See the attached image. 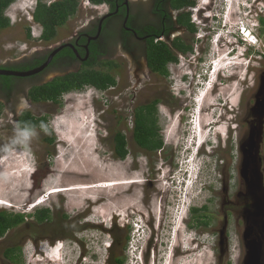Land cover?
I'll list each match as a JSON object with an SVG mask.
<instances>
[{
  "label": "rangeland",
  "instance_id": "obj_1",
  "mask_svg": "<svg viewBox=\"0 0 264 264\" xmlns=\"http://www.w3.org/2000/svg\"><path fill=\"white\" fill-rule=\"evenodd\" d=\"M198 1L208 3L211 0ZM213 1L215 8L213 12L208 10L209 16L212 13L220 15L226 0ZM36 2L17 0L6 10L11 26L0 30V68L8 59L14 60L24 53L32 52L38 45L44 47L38 41L41 27L31 20ZM244 2L247 12L243 16L234 13L237 12L236 8L224 14L227 15V28L232 32L238 31L239 25L234 22L242 23L239 20L248 17L252 25H258L255 27V43L245 45L246 50H235L234 57L240 56L241 51H245V55L238 59L228 57L230 62L227 66L221 68L223 65L220 63L214 71L211 67L214 63L212 59L219 58L215 56L216 49H224L220 44L216 47L215 42L204 38L193 46V55L182 58L177 65L170 67V81L175 86L174 92H170L173 99L168 104H161L159 118L161 129L168 134L165 136L163 133L162 137L165 150H158L151 154V158L148 152L142 151L131 140L134 123L128 97L131 76L125 60L124 66L116 74L118 87L106 92L93 88L73 91L62 97V104L42 102L27 108L36 117L48 116L49 130H33L26 143L21 142L19 135L22 131L15 127L12 112L4 111L0 116V211L25 213L34 212L37 208H49L54 222L51 220L50 223L40 225L33 216H27L22 224L0 237V264H108L110 246L115 238L110 229L114 225L115 234L121 238L127 232L130 233L126 248L120 242L114 247L117 255H125V264H243L246 249L242 238L244 221L240 215L246 208H251V202L238 203L236 197L239 191L245 189L240 176V142L249 131L246 117L254 104L260 75L264 71V61H252L255 47L260 45L264 50V24H259L260 18H264V0ZM104 10L105 5L80 0L78 12L68 21L67 28L60 27L61 33L57 40L71 35L82 22ZM197 25L202 30H198L200 37L203 38L205 34L206 38L209 37L212 19ZM27 28L31 29L33 39H27ZM190 56L192 65L188 58ZM222 59L220 57L219 61ZM248 59L250 63L247 69L245 62ZM238 61H244V64ZM52 75L50 73L47 77ZM214 77L213 84L208 85V80ZM242 77L245 81L237 82ZM156 79V82L153 81L155 86H147L149 91L139 93L137 103L152 100L161 92L166 93L167 82L161 78ZM5 80L4 76H0V81ZM27 82L21 83L11 95V105L17 107V111L25 103ZM205 90V96H201ZM199 96L202 99L205 97L203 101ZM0 101L8 102L10 99H5V94L0 91ZM196 105L198 109L200 107L198 113L193 110ZM163 112L169 115L165 117ZM194 117L198 124L193 132L191 118ZM179 123L180 129L177 128ZM117 131H122L129 140V153L123 161H119L114 153L113 137ZM194 136L197 141L207 136L213 141V146L210 156L200 158V161H204L206 172L200 174L192 189L184 191L181 186L172 187L171 183L173 179L177 183L182 176L183 162L185 166L189 164V144L193 142ZM45 137H53L54 143H47ZM169 137L173 138L176 145ZM139 155L144 162L149 163L148 168L142 160H136ZM261 155L264 168V142ZM160 160L166 163L164 172L170 169V174L175 175L169 180L170 183L137 184L130 180L143 178V173L147 177L148 169L150 178L166 179L170 174L163 175L161 171L159 174L157 169H154L157 174L153 173V167ZM75 171L85 174L86 178L80 180L83 184L116 179L110 182L115 185L106 188L95 186L88 191L84 188L80 192L72 190L74 186L71 184L75 182L72 173ZM95 174L98 176L94 177ZM224 184L228 187V195L227 203L222 207ZM63 188L67 189L64 191ZM161 189L164 192L160 201ZM181 191L185 192L184 195L179 193ZM184 197L186 203L193 207H207L203 212L208 216V226L196 227L193 214L189 211L184 218L180 217L178 211H182ZM135 220L140 222L142 231L133 224ZM226 220L227 248L221 255L220 230ZM79 227L83 229L81 233L76 232ZM57 230L64 234L62 238L76 241H55L60 238L56 235L60 233ZM49 244H54L47 252L49 259H54L50 262L39 253ZM13 245L22 247L18 262L4 256L5 249Z\"/></svg>",
  "mask_w": 264,
  "mask_h": 264
},
{
  "label": "flooded vegetation",
  "instance_id": "obj_2",
  "mask_svg": "<svg viewBox=\"0 0 264 264\" xmlns=\"http://www.w3.org/2000/svg\"><path fill=\"white\" fill-rule=\"evenodd\" d=\"M176 1H180V0H108L106 3L101 4V5H105V10L103 12L99 13L96 16H91L88 20L82 22L80 26L74 29L71 35L67 36L66 38L57 40L58 35L61 33V31H59L60 29L59 28L55 38L50 41L41 40L40 37L43 32V27L39 23L35 22L34 20L35 9H33L31 20L41 27L40 30L41 33L38 36L39 38L38 41L42 42L44 44V47L41 44V46L38 45L35 47V49H32L33 50L32 52L30 51L28 53H24L21 55V57H17L14 60L8 59L5 64L2 63L1 68L7 70H15V71H27L34 69L36 67L41 66L44 62H46L50 57V55L55 50L61 48L64 45L66 46L62 47L53 56L49 65L37 74L26 77L0 75L4 77H14L13 80H10V82L7 83L5 82L6 80L0 81L1 93L3 92L5 94V99L7 100L10 99V101L8 102L0 101V106H1L0 115H2L4 111L6 112L7 110L12 112L13 116L11 117L15 122V127L20 130V128L18 127V123L21 115L27 111L31 112L27 108L32 107L34 104L42 103V102H34L31 99L30 90L33 87L50 82L58 76H65L70 73L77 72L80 69H82V67L88 66V64H94L97 65V67H99V64L106 61L115 62L114 74L116 75L124 66V60H125L126 65H128V69L130 71V76H131V85H130V91L128 93V97H130V103L132 105L131 112L134 120L133 129L135 127L137 113L141 109L146 108L147 106L153 104L152 106L154 110H156L157 112L156 117L158 119L157 124L159 126L158 133L161 138L163 137L164 134L166 136L167 133L165 132V130L163 128L161 129L162 126L160 124V119H159L160 108H161V104L162 105L168 104L173 99V97L170 95V92L171 90L172 92H174L173 90L175 89V86L173 85V82L170 81L171 75L166 77L154 72L150 68L149 60H148V49L150 50V47L152 46L160 47L162 46L161 43H165L166 45H168L171 52L175 56H177L181 61L182 58L185 59V57L189 55H193V53L195 52V51L193 52L194 49L193 46L197 43V41H200L205 38L208 39L210 42H212V37L216 33L212 28L209 30V37L206 38V34H205L202 38V36L200 37V35L198 34V30H200L201 28L197 25V24L205 23L209 18L212 19V22L216 20L215 14L212 13L211 16H209V11H208L209 9L212 12L214 11L215 1L213 0L208 1L209 5L206 6L208 4L206 3V1L200 3L198 0H197L198 2L196 0H192L195 2L193 6L187 5L182 7H176V3H175ZM212 1L213 4L212 7L210 8L211 6L210 3H212ZM198 5L199 7L196 10H192ZM188 15L190 16L191 23H193L196 28V31L194 32L189 28V26H187L184 23ZM260 23H262V18H260L259 24ZM66 24L63 28L66 27ZM223 26L224 24H221L220 28ZM26 37L27 39H29L27 36V32H26ZM253 41H255L254 38ZM178 43H184L187 46H191L192 50L187 49L184 52V50H180L179 48H177L176 44ZM220 45L224 50L220 51L219 48L221 47H217L215 56L219 58L223 57L225 59H227L228 57L232 58L230 56H233L234 59L235 58L238 59L241 58L240 57L241 55H245L244 53L245 51L244 52L241 51L240 56L237 55V57H234L235 50L236 52H238L240 48L246 50L245 45L247 44L242 42L241 40L235 39L232 40L231 43L221 42ZM214 48L216 47H213L212 49ZM253 53L255 57L253 58L252 61L254 63L256 61L257 63L264 61V50L261 49L260 45L258 46V48L255 47ZM188 58H189V62H191L190 64L192 65L191 56ZM219 58H214V60L212 59V61L215 60L219 61L220 60ZM241 63L244 64V61ZM249 63H250V59H248L247 62H245V64L247 65L246 66L247 69ZM172 65H177V63L169 62V70ZM211 67L212 69H214L215 65H211ZM50 73L54 75H52L51 77H47V75ZM223 74H225V76L229 75L226 73ZM156 78H161L162 80L167 82L168 87L166 93L161 92L162 95L157 94L152 100H148L144 103H137V101L139 100L138 98L139 93L144 90L149 91L147 87L149 85L155 86V82L157 80ZM241 80L245 81V78L242 77L240 80L237 79V82H240ZM153 81L155 82L153 83ZM23 82L28 83L24 91L25 103L23 102V106H21V109L17 111V107L13 108L11 105L13 103L11 95L15 90H17L18 86ZM118 86H119V82L117 80V85L115 87ZM155 93H157V90H155ZM45 103H52V102L45 101ZM163 113L165 117L169 115L166 112ZM176 119H178V117H176ZM180 126L181 125L179 123L177 128L180 129ZM133 129L131 130L132 131L131 140L135 143L133 137ZM126 139L128 140L127 136ZM169 140L176 145V142L172 141L173 138L169 137ZM128 145H129V140H128ZM140 149H142V151L148 152L150 158L152 157L151 154H154L158 151V150L147 151L143 148ZM162 150H165L164 140H163V147L160 148L159 151ZM160 158L162 159V157ZM117 159H119V161L125 160L121 158H117ZM136 160L140 162V160H142V156L139 155L136 158ZM142 162L147 168L149 167V163L144 162L143 160ZM165 166L166 163L164 162V160L162 161L160 160L157 163V165L153 167V173L157 174L154 172V169H157L159 171L158 173L160 174L161 172L164 171ZM148 170H147V177H145L143 173L142 176L143 178L130 179V180L137 184L142 182L143 183L150 182L152 184V182L163 181L158 177L157 179H155V177L154 179L150 178L149 177L150 173H148ZM171 171L172 170L170 169H168V171L165 170L163 175L170 174ZM171 178L172 175L170 174L169 177H166V179H164L163 183L164 184L168 182L170 183L169 180ZM159 192H160L159 200L161 201L163 199L164 191L163 189H161ZM53 222L54 219L52 220V223ZM101 223L104 224L103 222ZM82 231L83 229L81 227L76 229L77 233H81ZM51 232L54 233V229H52ZM57 232L60 231L57 230ZM115 232H116V226L114 225L110 229V233L112 235ZM56 235L60 237L54 239L57 242L75 240L72 238H69L67 240L62 238L64 236L62 232Z\"/></svg>",
  "mask_w": 264,
  "mask_h": 264
},
{
  "label": "trees",
  "instance_id": "obj_3",
  "mask_svg": "<svg viewBox=\"0 0 264 264\" xmlns=\"http://www.w3.org/2000/svg\"><path fill=\"white\" fill-rule=\"evenodd\" d=\"M17 0H0V30L6 29L11 26V19L6 15V10ZM94 5H101L108 0H89ZM176 7L193 6L195 4L192 0L176 1ZM80 5V0H38L34 10V20L43 27L41 40L50 41L55 38L57 31L60 27L65 26L67 21L73 17ZM190 16L186 18L184 23L194 32L196 28L190 21ZM264 24V18L262 19ZM27 36L33 39L31 29L27 28ZM162 46L150 47L148 49V60L150 68L163 76H169V62L178 63L180 59L175 56L168 45L161 43ZM180 50L191 49L184 43L176 44ZM115 62L106 61L99 64V67L94 64L82 67L77 72L70 73L65 76H58L50 82L35 86L30 90V97L34 102L50 101L55 104H62V97L64 94L73 91H82L86 87L93 86L98 90L106 91L117 85V78L114 74ZM6 83L10 82L11 77H5ZM153 104L141 109L137 113L135 127L133 129V137L135 143L147 151H157L163 147V140L158 133L159 126L157 124L156 110ZM1 112V106H0ZM49 117L38 116L36 117L31 112H24L18 123L20 130L28 129L32 132L39 129L44 132L49 130ZM43 125L44 127H41ZM45 141L49 144L54 143L53 137H45ZM114 153L117 158L125 159L129 153L128 140L122 131H117L113 137ZM192 207L191 212L196 221L195 226H208L209 220L207 214L203 211L206 210ZM27 216H33L38 224H47L52 220V212L49 208H37L34 212L28 213H12L8 210L0 211V237L4 236L9 230L22 224ZM129 230V229H128ZM115 238L112 240L111 249L108 259V264H125V255H117L114 247L120 242L126 248L130 239V233L127 232L123 238L114 233ZM122 239V240H121ZM22 247L19 245L9 246L5 249L4 256L13 262H18L21 259Z\"/></svg>",
  "mask_w": 264,
  "mask_h": 264
},
{
  "label": "water",
  "instance_id": "obj_4",
  "mask_svg": "<svg viewBox=\"0 0 264 264\" xmlns=\"http://www.w3.org/2000/svg\"><path fill=\"white\" fill-rule=\"evenodd\" d=\"M66 46V45H64ZM62 46V47H64ZM61 47V48H62ZM55 50L41 66L27 71H15L0 68V75L26 77L37 74L46 68L53 56L61 49ZM254 104L246 117L249 131L240 142L242 156L240 176L245 189L237 193L238 203L251 202L240 215L244 221L243 241L246 255L243 264H264V168L261 149L264 142V71L260 75L258 89L254 95ZM222 207L227 203L228 187L224 184ZM227 220L220 230L221 255L227 248ZM226 244V245H225Z\"/></svg>",
  "mask_w": 264,
  "mask_h": 264
},
{
  "label": "clouds",
  "instance_id": "obj_5",
  "mask_svg": "<svg viewBox=\"0 0 264 264\" xmlns=\"http://www.w3.org/2000/svg\"><path fill=\"white\" fill-rule=\"evenodd\" d=\"M37 2H38V0H37ZM37 2H36V4H37ZM244 6H246V3L244 2V0H230V2L228 0H226L223 3L222 12H220V15H218V14L215 15L216 20L213 22V26L210 27V29L213 28V30L216 32L214 34V36L212 37V42H215L216 45H218L221 42L231 43L232 39L233 40L238 39V40H241L242 42L246 43L247 45L251 44V41L253 42L252 44L255 43V41H253L252 39H253V37H256L255 36L256 35V32H255L256 28L255 27L256 26L258 27V25L256 23H254V25H252L251 22L249 21L248 17H244L243 19L239 20L242 23H239V22L236 23V25H239L238 31L232 32L227 28L228 24L226 21V16L224 14L229 13L232 9L236 8V10H237L236 14L237 15L240 14L241 16H243V14H246V12H247L246 8ZM35 7H36V5H35ZM243 20H246V22H244ZM221 24H224V26L220 28ZM213 62L214 63L212 65H215V68H216L217 61L215 60ZM224 62H226L224 64H227L230 61H228V59H227V61H224ZM214 71H216V69ZM214 79L215 78H212L211 80H209L208 84L212 85ZM87 88H93L96 91L105 92V91L98 90L93 86L86 87L85 89H87ZM193 110L198 113L200 111V107L198 109L197 105H196L195 109L193 108ZM191 120H192L191 131L193 130V132H194V128L196 127V124H198V122H196L195 117L191 118ZM41 127H44V126L41 125ZM30 135H31L30 130H28V129L23 130L19 135V137L21 138V142L26 143L27 140L29 139ZM195 139H196V136L193 137V142H191L189 144L190 145V148L188 150V151H190V154H188L189 164H187L185 166V164L183 162V167H182L183 168V174H182V176L180 177V179L177 183H176V180H174V179L172 180V183H171L172 184L171 186H174L175 188H177V186H181L182 190H184V191L187 189V186L192 189L197 184L198 179H199V175L200 174L203 175L206 172L204 161H200V158L203 156H206V157L210 156V153L212 151L211 148L213 146V141L210 138H208L206 136V137H201L199 139V141H197ZM201 151H203V152H201ZM179 163L180 162H178V164ZM179 169H181V168H179ZM174 177H175V175L173 176V178ZM184 191H181L180 193H182L184 195ZM190 206H191V204L186 203V198H185L183 204L181 205L182 211L181 212L178 211V214L181 215V218L182 217L184 218L188 211L191 212V208L193 206H191V207ZM28 212H32V211H28ZM28 212H25V213H28ZM139 223L136 222V220L133 221V224L136 225L137 228L138 227H139V229L143 228V227L139 226ZM139 229H137V231H139ZM142 230L143 229H141V231ZM71 241H73V240H71ZM53 246L54 245L49 244L46 249L39 252V253H41L42 256L43 255L46 256V259H48L49 262L54 261V259H49L48 255L46 253ZM39 248H41V246Z\"/></svg>",
  "mask_w": 264,
  "mask_h": 264
},
{
  "label": "bare ground",
  "instance_id": "obj_6",
  "mask_svg": "<svg viewBox=\"0 0 264 264\" xmlns=\"http://www.w3.org/2000/svg\"><path fill=\"white\" fill-rule=\"evenodd\" d=\"M229 2H230V0H228ZM235 4V3H234ZM235 10H233V12H234ZM234 13H236V12H234ZM226 17H227V15H226ZM233 19V18H232ZM228 21H230V20H228ZM235 24H236V21L234 22ZM231 27H232V25H231ZM236 30V29H235ZM253 40V39H252ZM251 43H253L252 41H251ZM216 47H217V45H216ZM220 59V58H219ZM223 59H225V58H223ZM221 60V61H217V63H216V67L217 66H219V64L220 65H222V63L224 62V61H227V59H225V60ZM232 60V59H231ZM234 62V61H233ZM229 63V62H228ZM227 63V64H228ZM227 64H223V66H221V68H225L226 66H227ZM228 67H229V65H228ZM227 67V68H228ZM215 69V68H214ZM218 70V69H217ZM217 73V72H216ZM227 73V72H226ZM215 78V77H214ZM199 80V79H198ZM203 81V80H202ZM209 81V80H208ZM205 82V81H204ZM198 83V82H197ZM204 85V84H203ZM209 85V84H208ZM207 85V86H208ZM202 87V86H201ZM194 88H195V86H194ZM211 88H213V87H211ZM204 92V91H203ZM208 92H209V90H208ZM200 93V92H199ZM205 93H206V90H205V92L201 95V93H200V95L201 96H205ZM201 96H199V97H201ZM205 98V97H204ZM203 98V99H204ZM201 99H202V97H201ZM203 99H202V101H203ZM195 100V99H194ZM228 114H229V112H228ZM196 118V117H195ZM178 133V132H177ZM80 134H82V133H80ZM183 148V147H182ZM178 149V148H177ZM183 150V149H182ZM178 151H179V149H178ZM212 155V154H211ZM185 157V156H184ZM180 158V157H179ZM178 158V159H179ZM188 161V160H187ZM178 162V161H177ZM176 162V163H177ZM71 163V162H70ZM75 163V162H74ZM74 166V165H73ZM183 166V165H182ZM68 167H70V166H68ZM69 170V169H68ZM89 170V169H88ZM66 171V170H65ZM78 171H80V170H78ZM88 172V171H87ZM87 172H86V174H87ZM92 173V172H91ZM173 173V172H172ZM74 176H72L73 177V181H75V182H73V184H71L72 186H76V188H74V187H72V190H75V191H78L79 190V192L81 191V190H84V188H86V190L87 189H91V188H93V187H95V186H100V187H102V186H104L105 188L106 187H110V186H114L115 184L114 183H111L110 184V182H113V180H116V179H105V180H100L99 182H94V183H84V184H86V185H84L83 184V182H80V180H82V178L83 177H85V174L83 173V172H77V171H75V172H73L72 173ZM163 174H164V171H163ZM90 175V174H89ZM102 175V174H101ZM168 175V174H167ZM87 176V175H86ZM98 176V174L96 175H94V177H97ZM200 176V175H199ZM173 177V176H172ZM178 177V176H177ZM86 178V177H85ZM178 179V178H177ZM162 180V179H161ZM164 181V180H163ZM178 181V180H177ZM171 182V181H170ZM106 183H109V184H106ZM119 183V182H118ZM123 183H126V184H131V183H128V182H123ZM90 184V185H89ZM78 185H80V186H78ZM81 185H84L83 186V188H79V187H81ZM62 187V186H61ZM173 187V186H172ZM70 188V187H69ZM65 189H67V188H63V190L65 191ZM190 189V187H188L187 186V191ZM175 190V189H174ZM88 191V190H87ZM190 192V191H189ZM194 192V191H193ZM57 193V192H56ZM180 193V192H179ZM185 193V192H184ZM190 194V193H189ZM193 194V193H192ZM80 195V194H79ZM94 196V195H93ZM183 196V195H182ZM186 197H187V194L185 195ZM185 198V197H184ZM37 204V203H36ZM177 211V210H176ZM178 216V215H177ZM180 217H181V215H180ZM180 219V218H179ZM182 224V223H181ZM104 225V224H103ZM176 226V225H175ZM176 229V228H175ZM180 229V228H179ZM181 232V231H180ZM195 241V240H194ZM192 246V245H191ZM195 252V251H194ZM193 252V253H194ZM47 254V253H46ZM171 264V263H170Z\"/></svg>",
  "mask_w": 264,
  "mask_h": 264
},
{
  "label": "built area",
  "instance_id": "obj_7",
  "mask_svg": "<svg viewBox=\"0 0 264 264\" xmlns=\"http://www.w3.org/2000/svg\"><path fill=\"white\" fill-rule=\"evenodd\" d=\"M255 39V37H253Z\"/></svg>",
  "mask_w": 264,
  "mask_h": 264
}]
</instances>
